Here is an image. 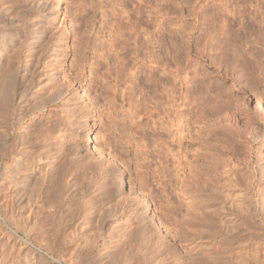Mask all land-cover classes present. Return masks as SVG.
Segmentation results:
<instances>
[{
	"label": "rangeland",
	"instance_id": "rangeland-1",
	"mask_svg": "<svg viewBox=\"0 0 264 264\" xmlns=\"http://www.w3.org/2000/svg\"><path fill=\"white\" fill-rule=\"evenodd\" d=\"M58 1L62 14L55 19L56 29L50 40L49 52L42 59L45 65L39 67L38 74L41 84H50L47 82L50 80L62 89L61 98L50 109L35 112L21 121L15 120L12 130L11 126L8 130V126L0 125V138L5 136L6 150L14 153L2 158L3 152L0 151V215L5 213L7 216L9 211L13 212V207L9 205L14 206L16 196L22 195L16 192L21 184L17 185L14 178L22 176L21 169L12 161L13 156L21 153L30 158L28 165L35 166L40 154L45 159L44 163L48 164L44 169L48 171L42 195L44 210L26 236L23 233L16 236L13 225L6 226L0 221V264H101L103 261L106 264H119L118 259L113 262L109 259L115 255L118 246L120 251L126 249L125 243L129 244L128 241L135 245L133 253L141 251L126 264H140L139 260L147 264V261H143L144 257L146 259L143 253L147 249L149 254L155 250L158 252H154L157 262L164 257L168 259L160 264L204 262L199 250L192 248L196 243L195 230L204 222L203 218L197 219V214L193 212L194 204L189 198L190 191L197 194L196 185L188 187L183 193L179 179L173 176L174 172L169 170L166 177L162 175V159L171 156L165 148L158 146V133L162 135L165 131L162 133L157 129L155 133L151 127L146 132L138 126L142 116L133 122L126 119L124 110L128 105L122 102L121 90L131 84L129 81L123 82L127 76L119 71L121 52L117 50L118 55L111 53L107 62L98 56L99 48H108L110 29L123 24L118 14L126 16L122 14L125 10L134 19H143L141 32L146 38L143 48L138 41H131L129 64L136 63L147 75L153 74L149 82L133 88V100L141 102L147 113L155 115L166 104L164 85L168 89L166 83L171 80L168 73L162 74V68L165 65L170 69L178 67V89L181 94L179 110L184 115L185 123L181 127V148L187 164H190L186 166L185 173L195 164L199 171L208 174H212L217 163L225 165L227 174L222 178V183L230 187L231 191L233 184L238 183L243 189L241 195L245 198L242 226L247 230L240 235L242 244L253 243L258 248L259 262L248 260L247 264H264V118L254 109L255 99L264 103V0H92L96 8L91 11L87 7L88 12H91L88 15L92 18L85 26H81L78 21L79 15L75 12L78 4L75 0ZM224 9L230 13H225ZM234 10L240 13L232 14ZM46 11L52 19L56 9L53 7ZM81 32L83 34L78 36ZM226 41L230 45L238 44L236 46L239 48L231 47L224 55L223 50L218 48L225 47ZM243 50L257 57L256 79L249 81L241 78L233 83L230 76L223 78L224 84L216 86L218 90L214 88L220 92L222 90L224 94V102L219 107L222 113L210 111L215 104L203 84L207 85L213 77L224 74L235 61V53L242 54ZM61 52L66 54L65 59L57 63L54 53ZM138 77L145 78V74L138 73ZM110 86L115 90L114 95ZM32 94L29 92L28 98ZM111 103L117 113L113 114L114 123L107 111ZM13 105L16 109L20 108L22 101L17 100ZM0 113L4 115L5 112L1 110ZM153 119L157 120V115ZM122 123H125L124 126ZM164 134L160 138H167ZM166 140L170 142L169 145L167 143L168 147L176 149L173 144L178 143L176 138L174 141L169 138ZM100 148L102 155L97 152ZM172 160V157L168 159L169 164ZM79 164L84 169L79 171ZM74 171L82 176L81 187L63 207L62 203H57L61 201L65 181L72 180ZM179 175L182 177L181 173ZM141 177L145 180L143 183L147 181L144 186L140 183ZM249 182L251 186L246 189ZM12 183L19 187L16 189ZM10 193L14 194V199ZM126 195L129 196V203H125L127 207L123 214H118L101 229L98 228V232L94 225V230L90 228L92 231L87 230L88 227L84 228L86 225L80 220L84 213H80L84 209L85 212L88 209L86 207L111 204L113 201L114 204ZM22 198L26 200V205L22 203L25 200L21 199V205L17 208V211L20 210L19 219L27 212L24 218L32 219L30 212L35 207L34 201L28 200L30 197L26 195ZM198 203V200L195 201V205ZM122 216L126 217L125 222L129 221L128 225ZM207 221L214 229L211 218L205 223ZM83 237L89 243L91 240L92 244L87 245ZM122 241L124 245L120 244ZM253 248L250 246V250ZM107 250L114 251L113 255ZM98 254L100 257L108 254L109 257L105 256L108 260L104 258L105 261L104 256L100 258ZM97 259L103 261L95 263Z\"/></svg>",
	"mask_w": 264,
	"mask_h": 264
},
{
	"label": "bare ground",
	"instance_id": "bare-ground-1",
	"mask_svg": "<svg viewBox=\"0 0 264 264\" xmlns=\"http://www.w3.org/2000/svg\"><path fill=\"white\" fill-rule=\"evenodd\" d=\"M120 1L122 2V0ZM75 2H77L78 4L75 9V12L77 13V15H79L78 21L81 26H85L88 23V20L90 19V17L92 18L91 15L90 16L88 15L90 11L88 12L87 7L91 11H93L94 7L96 8L95 6L96 3H94L92 0H75ZM53 7H55L56 11H55L54 17L50 19L48 17L46 10L52 9ZM124 7H127V6L124 5ZM224 11L227 14L230 13V11L226 9H224ZM239 13H240L239 10H234L232 14H239ZM61 14H62L61 5L58 0H0V111L2 110V112H5L4 115L0 113L1 116L3 115L2 119L0 118L1 119L0 125L5 126V127L8 126L7 128L8 130H9V126H11V130H12V126H14V123L16 122L15 120L21 121L35 112H40L41 110H44V109H50L51 106L55 103V101L61 98L62 89L54 85L48 79H47L48 80L47 82H49L50 84L48 83L41 84V81L39 79V74H38L39 67H44L45 65L42 62V59L49 52L50 40L53 37L54 29H56V27L54 26L55 19L60 18ZM122 14L123 15L126 14V16H122L121 14H118V17H119L120 22L123 24H118L116 28L110 29L111 30L110 35H109L110 41L108 44V48L107 50L102 47L99 48L98 56L102 60L105 59L107 62L110 58L111 53L114 52L116 55H118V53L121 52L120 54L122 55V57L119 59V62H121V67L119 71L122 73H125L127 76V80H124V81L122 80V81L124 83L129 81L131 84L128 87H125L123 90H121L122 102H125L128 105L127 109L124 110L126 119L129 118V122H133L136 118H140L142 116L141 121L143 119L145 120V122L142 123L141 121H139L138 126H141L145 131L151 127L154 130V132L157 129L161 130L162 133L163 131H165V134L164 133L163 134L167 136V138L166 137L165 138L163 137L164 139L160 138L163 135V134L162 135L160 134L161 133L160 131H159L160 133H158L160 137L157 135L158 136L157 138L156 134H155V137L159 140L158 141L159 143L157 142L158 146L161 147V149L165 148L167 151L165 152L169 155L171 154L170 157H172L173 160H172V163L169 164L168 159H170V157L169 158L167 157L168 159H164V158L162 159V162H161L162 175L166 177L169 170L174 172L173 176L175 177V179L176 178L179 179L180 189L182 190V192L188 189V187L192 186L193 184L196 185L197 187L195 190V193H197L196 195H194V193L193 194L190 193L191 191L189 192L190 201L192 205L194 204L193 205L194 208L191 205L190 207H192L193 212L195 211V213L197 214L198 216L197 219L199 217L203 218L202 220H204V222H202L201 225H198L196 223L199 227L197 226L198 229L195 230L196 237L194 236L195 237L194 242L196 243L194 247H192L193 250L197 249L201 253V256L203 257L202 259L204 260V262L202 261L203 262L202 264H247L248 260H254L253 263H257L258 248L255 245H253V243L247 244V245L242 244V241H241L242 239L240 237L241 233L244 230H247L246 228L242 226V216L244 215L245 198L243 195H241L243 191V189L240 187L241 185H238L236 181L235 182L236 184H233L232 186L233 188L231 191L229 190L230 187H226V185L222 183L224 182V179L222 178L226 176L227 174L225 170L226 167L224 164H219V165L218 163L217 165L215 164L216 167H213L214 170L212 171V174L203 173L199 171V169H197L198 167L195 166L196 164L191 165L188 168V173H185V169H187L186 166L187 165L189 166L190 164L189 163L187 164L188 161L186 162L185 153H183V149L181 148V145H182L181 144L182 143L181 142L182 140L181 139V136H182L181 127L185 123H184V115L179 110L180 108L179 100H181V94L178 89V84L180 83V80H179L180 72L178 71V67L176 66L175 69H170L168 65H165L162 68V74L168 73L169 76H171V80L168 83H166L168 84V89H166V85H164V90H166V93H165V99H166L165 103L166 104L161 106L162 107V109L160 108L161 110L160 109L158 110V107H157L156 110H158V112L155 115L154 113L153 114L147 113L145 107L144 106H143L144 108L142 107L141 102L137 103V101L133 100L134 99L133 98V88L135 86H138L141 83L143 84L144 82H149L153 74L147 75V73L141 67L136 66V63H133L132 65L129 64L130 62L129 56L131 53V49H130L131 41L133 39L135 42L138 41L140 43L141 48H143L146 44V38H143L144 36H143V33L141 32V25L144 23V21L141 17H136L134 19L131 15H129L127 10L122 11ZM137 14L139 13L137 12ZM124 19H125V22H123ZM83 31L85 32V30ZM81 34L83 33L82 32L79 33L78 36ZM222 36H224V32L222 33ZM236 45L238 44L230 45V43L226 41V46L220 47L218 48V50H223V54L225 55L228 53L229 48L234 47ZM234 48H239V47L236 46ZM117 50H119V52ZM65 56L66 54L64 52H61L60 54L54 53V59L56 60L57 63H59L60 60H62L63 62L65 59ZM257 65H258L257 57L254 56L252 53L249 54L248 50L247 51L243 50L242 54L235 53V61L231 64V67L228 68V70H225L224 74L222 73L221 75L217 77H213V78L211 77L212 78L211 80L208 79L210 82L207 85L203 84V86H204V90L206 91V93L208 95L210 94L212 95L211 101L213 102V104H215L214 106L210 108V111L213 110L218 114L222 113L219 107L224 102L222 101V99L224 98V94L222 93V90L221 92L220 90L217 91L218 89L216 88V86L218 85L222 86L224 84V82L222 81L223 78L227 79L230 76L231 78L230 80L233 83L240 81L241 78L247 79L249 81L251 79H256L255 68L257 67ZM60 71H61V67H60ZM148 72L151 73V71H148ZM138 73L139 74L144 73L145 78L140 79L138 77ZM214 88L217 90H214ZM109 89L113 92V95H114L115 90H113L112 87ZM29 92H32L33 94L31 97L28 98ZM17 100L22 101V106L20 107L19 105L20 108L16 109L15 105L13 104H15ZM254 109L255 111H257L259 116L264 118V103L258 98L255 99ZM115 110L116 109L113 107V104L112 103L109 104L107 111L109 112V115H110L109 118L113 123L115 120V118L113 117L114 116L113 114L116 112ZM215 112H214V115L216 114ZM16 115H17V118H16ZM156 115L158 118L157 120L153 119L154 116ZM126 119H121V121H125ZM124 124L122 123L123 126ZM135 126H137V124ZM4 132L5 133L7 132L5 131V128H4ZM4 137L3 139L0 138L1 139L0 140V151L3 152L1 155L2 158L10 156V154L14 155V153L11 152V150L9 151L6 150L7 142H5ZM168 138L173 141L175 138L177 139V142H178V143L176 142L177 144L171 141L174 145H176L175 146L176 149L174 148L172 150L170 146L169 147L167 146V143L169 141H167L166 139ZM89 141L90 139H88V142ZM98 150L97 152H99V155H102L101 148L99 151ZM40 156L38 155L37 158L35 157L36 158V163L34 164L35 166L28 165L30 158L28 157V155L26 156V154L24 153H21L20 155L15 156V157L13 156L12 158L14 165L18 166L19 169H21L20 172L22 174V176L20 177L18 174H17L18 175L17 177H14L15 180L17 181V185L21 184V186L20 187L18 186L19 188L15 187L16 183L15 185L12 183V185L16 189L18 188L19 190L16 192L18 193L21 192L22 195L18 194L19 196H16L15 194V196L17 197L15 198L13 196L14 194L12 195V193H10V195L13 196V197L11 196V198L13 199L15 198L14 201L16 200L15 203L13 204L14 206L9 205L10 207H13L12 209L13 212L9 211L8 214L11 215L10 217H7L9 215L6 216L5 213L3 214V216L0 215V221L2 222V224L4 223L3 225H6V226L13 225L16 229V232H15L16 236H19V234H22V233L25 236L28 235L29 232L32 230L33 226L36 224L37 219L41 215L42 211L44 210V205H43V200H42L43 186L45 185L48 179V171L45 172L44 169L46 166H48V164H46V162L44 163L45 159H43ZM32 157L33 156L31 155V160H32ZM2 158H0V162ZM81 165L79 167V171L84 169V166L83 165L81 166ZM12 171L14 172V170ZM7 173H5V175ZM14 173L12 174L15 175ZM74 173L75 174L73 175V178L71 181L69 182H66L67 180L65 181V184L63 186L64 189L61 192V201L57 203V204L62 203L63 207H64V204L69 203L71 198L72 199L74 198L73 196H75L76 190L81 187V182H82L81 177L82 176H80V173H78V171H74ZM179 173L182 174V177L179 175ZM216 176L221 177V178L218 179L216 178ZM11 178H9V180H12ZM141 178L142 180L140 183L141 185L144 186V184L147 181L143 183L144 179L143 177ZM226 182L229 183V181L227 180ZM10 183H8V185ZM232 183H234V181ZM250 186H251V183L248 184V187H245V188L249 189ZM141 187L139 189H141ZM24 195H26L27 197H30V198H27L28 200L33 199L34 204H35V207L33 208V210H31L33 212H30V214L32 213L31 215L32 219H30V217L28 216L30 220L28 218L27 219L24 218V217H27L25 215L29 212H27L23 216V218L21 217L22 219H19L20 210L17 211V208L19 209V205H21L20 204L22 202L21 199H23L22 197ZM18 197H20V199H18ZM128 199H129V196L126 195V197H124L122 200H118V202L116 201L117 203H114V204H112L114 202L113 201L111 204H109L110 203L109 202V203H103V204L100 203L99 205H96V206L89 205L88 207H86V209L87 208L88 209L85 212H84L85 210L84 209L80 213L81 215L84 213L83 217L82 216L80 217V220L83 221V224L85 223L86 226L81 224L82 223L81 221H80L81 222L80 224L83 225L84 228L88 227L87 230H89L92 227V225L97 226L95 227L96 229L98 228L101 229L102 226H104L106 223L114 219L118 214L124 213V210L127 207L125 203H129ZM196 199L199 201L198 205H195V201H197ZM28 200H27V203L29 202ZM9 203H12V202L9 201ZM22 203L25 204L26 200L25 202H22ZM24 204L22 205L23 207L26 205ZM28 204H30V202ZM198 206L200 207V209ZM61 208L62 207L60 206V209ZM16 211L18 213L15 215ZM58 211L60 210L58 209ZM67 212L70 213L71 211H67ZM62 214H60V216H62ZM207 217L208 219L211 218V220L213 221L212 225L214 229H211L212 226L210 227V223H208L209 221L205 223V220H208ZM122 219L124 221L126 217L122 216ZM58 220H60L59 217H58ZM125 223L128 225L129 221L126 220ZM94 226L92 227V229L94 228ZM95 231L98 232L99 229ZM167 231L169 232V230ZM88 233L89 232H87L86 234ZM83 234H84V231H83ZM97 234L98 233H96L95 235L97 236ZM95 235H94V238H95ZM83 238L87 241L85 237ZM89 238L90 236H88V239ZM96 239H94L95 243H96ZM125 242L122 241L121 243L120 242L119 243L121 245L122 244L124 245ZM130 242L131 241H128L129 244H127V242L125 243L127 245L126 249H128V251H125L126 249H122V251H120V247L117 245L118 249L116 248L115 253L113 251V253L116 255V258L112 252H108L109 249L107 248L108 249L107 252L109 254L112 253L113 255V256L110 255V257L111 256L112 257H111V260L109 259V261L113 262V260L118 259L117 261L119 264H126L128 260L130 261V259L132 260V258L137 257L138 254H140L139 251L141 250H139L138 252L136 251V253H133L135 252L133 251V247L135 245H133L132 242H131L132 244H130ZM90 243L92 244L91 240H90ZM90 243L88 242L87 245H89ZM95 243H93L94 246H96ZM105 243L106 242L104 241L103 245H105ZM111 245L112 244H110L109 246ZM106 246L108 247V245ZM250 246L254 247L253 250H250ZM147 251H149V249H147L146 252L143 253L145 254L144 256H146V259L144 257L145 260L143 259V261H147V264H160L161 261L162 262H164V260L168 261V259H164L165 257L164 258L161 257L163 260L159 258L160 260L159 262H157L155 260L156 255H154V252L156 250L155 251L151 250L152 251L151 254H149ZM156 254H158V252ZM147 255L149 256L147 257ZM103 256H104L103 254L101 255V257L99 255L100 258H102ZM105 256L109 257L108 254H106ZM105 256L103 257V259L105 258ZM105 259L108 260V258H105ZM99 261L97 259L94 262L99 263ZM138 262L142 264L140 260ZM102 263L106 264L104 263V261Z\"/></svg>",
	"mask_w": 264,
	"mask_h": 264
}]
</instances>
